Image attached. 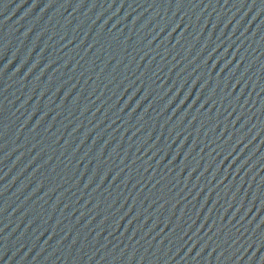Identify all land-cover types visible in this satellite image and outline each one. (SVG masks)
<instances>
[{"label":"water","instance_id":"obj_1","mask_svg":"<svg viewBox=\"0 0 264 264\" xmlns=\"http://www.w3.org/2000/svg\"><path fill=\"white\" fill-rule=\"evenodd\" d=\"M0 264H264V0H0Z\"/></svg>","mask_w":264,"mask_h":264}]
</instances>
